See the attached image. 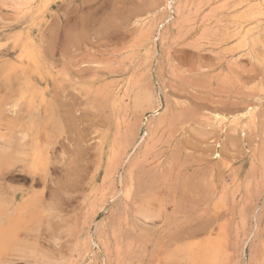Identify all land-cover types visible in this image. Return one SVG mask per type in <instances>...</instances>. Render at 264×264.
<instances>
[{
    "label": "rangeland",
    "instance_id": "1",
    "mask_svg": "<svg viewBox=\"0 0 264 264\" xmlns=\"http://www.w3.org/2000/svg\"><path fill=\"white\" fill-rule=\"evenodd\" d=\"M263 2L0 0V65L17 70L0 146L28 151L34 131L44 162L0 175L1 201H43L0 264H188L209 238L222 264H264V23L235 32ZM133 91L154 102L135 110Z\"/></svg>",
    "mask_w": 264,
    "mask_h": 264
},
{
    "label": "bare ground",
    "instance_id": "2",
    "mask_svg": "<svg viewBox=\"0 0 264 264\" xmlns=\"http://www.w3.org/2000/svg\"><path fill=\"white\" fill-rule=\"evenodd\" d=\"M248 4V3H247ZM250 6V5H249ZM45 8V7H44ZM242 10H244V9H242ZM42 12V11H41ZM246 12V11H245ZM241 13H242V11H241ZM38 14V13H37ZM244 16H245V14H244ZM249 20H250V23L252 22L253 24L252 25H254V27L253 28H246V29H243V28H235V32L238 34V35H241V40H240V42L242 41V43L244 42H247V39H248V37H250V36H253L254 35V32H256V31H258L259 29L261 30V25L264 23V2L262 3V4H256V6H253L252 8H251V6H250V8L248 9V17H247ZM249 25V24H248ZM231 28V27H230ZM232 31V30H231ZM259 32V31H258ZM18 34V33H17ZM16 34V35H17ZM20 34V33H19ZM18 34V35H19ZM25 34H26V32H25ZM15 35V34H14ZM13 35V36H14ZM21 35V34H20ZM23 35H21V37H22ZM257 36H259L258 34H257ZM12 37V36H11ZM27 37V36H26ZM261 37V36H260ZM259 37V38H260ZM263 37V36H262ZM19 39H21L20 38V36L18 37ZM237 38H238V36H237ZM236 38V39H237ZM9 39H10V37H9ZM16 40L17 38L15 37V38H12V40ZM29 39V38H28ZM258 39V38H257ZM11 40V41H12ZM23 40V39H22ZM256 40V39H255ZM260 40V43H261V38L259 39ZM263 40V39H262ZM20 41V40H19ZM25 41V40H24ZM23 41V42H24ZM33 41V40H32ZM16 43H17V40L15 41ZM26 42V41H25ZM29 42V48H31L30 47V42L31 41H28ZM239 42V43H240ZM16 43H14L13 42V44H16ZM22 43V42H21ZM254 43V42H253ZM26 45L25 43H22V45ZM21 45V46H22ZM23 45V46H24ZM26 45V46H27ZM248 46H249V44H247ZM18 46V45H17ZM22 46V47H23ZM22 47H21V49H22ZM20 48V47H19ZM248 48V47H247ZM246 48V49H247ZM250 48H251V46H250ZM10 50H11V48H10ZM23 50V49H22ZM32 50V49H31ZM27 50H25V52H26ZM28 51H30V50H28ZM240 51H242V50H240ZM250 52H252V51H250ZM28 53V52H27ZM29 54V53H28ZM248 54V53H247ZM252 54V53H251ZM250 54V55H251ZM12 55V54H11ZM240 55V54H239ZM249 56V55H248ZM254 56V55H253ZM252 56V57H253ZM245 57V56H244ZM25 58H27L26 56H25ZM252 60V59H251ZM254 60V59H253ZM11 64V63H10ZM9 63H4V64H1L0 65V82L1 81H4V83L5 82H7V81H5V80H8L9 79V77L11 76V74H13V71H17V70H14L15 69V67L14 66H12V65H10ZM13 64V63H12ZM17 66V65H16ZM36 66V65H35ZM17 69V68H16ZM20 68L18 67V71H20L19 70ZM22 70V69H21ZM23 71H25V70H23ZM34 72V71H33ZM20 73V72H19ZM16 74V73H15ZM17 74H18V72H17ZM33 74V73H32ZM36 74V73H35ZM14 75V74H13ZM27 75V74H26ZM38 75V74H37ZM40 76V75H39ZM38 76V77H39ZM12 77V76H11ZM28 77V76H27ZM20 79V78H19ZM19 79H17V80H19ZM10 80V79H9ZM32 80V79H31ZM29 82V81H28ZM4 83H2V84H4ZM11 83V82H10ZM16 83H17V81H16ZM30 83V82H29ZM12 84V83H11ZM6 85V84H5ZM7 85H8V83H7ZM10 85V84H9ZM8 85V86H9ZM13 85V84H12ZM18 85V84H17ZM37 85V84H36ZM3 86V85H2ZM38 86H40V85H38ZM4 87V86H3ZM14 87H16V86H14ZM14 87H13V89H14ZM33 87V86H32ZM0 88H2V87H0ZM5 89V88H4ZM29 89H31V88H29ZM44 89V88H43ZM6 91L8 90V87H7V89H5ZM15 90H18V89H15ZM44 91V90H43ZM136 91V90H135ZM139 91V90H138ZM143 91V90H142ZM8 92V91H7ZM34 92H36V91H34ZM39 92V91H38ZM42 92V91H41ZM134 92V91H133ZM147 92V91H146ZM146 92H136L137 94H135V92H134V94H135V96L134 97H131V103H133L134 104V106L133 107H137V108H135V110L136 109H139V106H142V105H144V104H147V103H149L150 101L152 102L153 101V99H155V95L153 96V95H151V94H149V93H151V92H149V93H146ZM262 92V91H261ZM29 94V93H28ZM263 94V93H262ZM2 95H4V94H2V91H1V96ZM10 95H11V93H10ZM13 95V94H12ZM41 95H42V93H41ZM131 95V96H132ZM0 96V97H1ZM4 96H7V95H4ZM14 96V95H13ZM39 96H40V94H39ZM11 97V96H10ZM15 97V96H14ZM27 97V96H26ZM4 98V97H3ZM6 98V97H5ZM1 99V98H0ZM8 98H6V100H7ZM44 99V98H43ZM134 99V102L132 101ZM3 99H1V101H2ZM35 100V99H34ZM41 102V101H40ZM154 102V101H153ZM6 103H8V102H6ZM17 103H18V101H17ZM1 104V103H0ZM9 104V103H8ZM7 104V105H8ZM20 104V103H19ZM26 104V103H25ZM32 104H33V102H32ZM35 104V103H34ZM38 104V103H37ZM5 105V104H4ZM16 105V104H15ZM132 105V104H131ZM136 105V106H135ZM1 106V105H0ZM6 106V105H5ZM20 106H22V103H21V105ZM31 106V105H30ZM146 106L147 105H145V108H146ZM148 106H152V105H148ZM2 107H4V106H2ZM2 107H0L1 109H3V112L5 111V109L4 108H2ZM18 108V107H17ZM34 108V107H33ZM38 108H40V107H38ZM16 109V108H15ZM19 109V108H18ZM31 109V108H30ZM45 109V108H44ZM26 110H27V107H26ZM41 110H43V109H41ZM14 111H16V110H14ZM31 111H33V110H31ZM40 111V110H39ZM49 110H47V114L48 115H50L49 114V112H48ZM252 111V110H251ZM251 111H249L250 113H251ZM0 112H1V110H0ZM3 112H1V113H3ZM16 112H18V111H16ZM25 112V111H24ZM30 112V111H29ZM35 112V111H34ZM5 113V112H4ZM9 113V112H8ZM15 113V112H14ZM31 114H32V112H30ZM30 113L28 114L29 116H32V115H30ZM37 113L38 114H40L38 111H37ZM247 113V112H246ZM6 114V113H5ZM19 113H17V115H18ZM25 114L26 113H24L23 114V116L25 117ZM37 114V115H38ZM51 114H53V112H51ZM1 115H3V114H1ZM0 115V116H1ZM12 116L14 115L13 113L11 114ZM35 115H36V113H35ZM34 115V117H36ZM42 115V114H41ZM247 115H248V113H247ZM251 115V114H250ZM5 116V115H4ZM54 116V115H53ZM1 117H3V116H1ZM1 117H0V128H1V126H3V121H2V119H1ZM5 117H7V116H5ZM5 117H3V119L5 118ZM38 117H40V115L38 116ZM41 117H43V116H41ZM55 117V116H54ZM53 117V118H54ZM241 117H243V116H241ZM240 117V118H241ZM14 118H15V115H14ZM17 118H18V116H17ZM16 118V119H17ZM27 119H28V117H26ZM31 118V120L33 119V122H34V119L35 118H32V117H30ZM48 118V117H47ZM46 118V119H47ZM52 118V117H51ZM50 118V119H51ZM7 119H8V117H7ZM26 119V121H29V119L27 120ZM40 119V118H39ZM46 119H44V120H46ZM254 119V118H253ZM252 119V120H253ZM8 120H10V119H8ZM7 120V121H8ZM24 120V119H23ZM22 120V121H23ZM38 120V119H37ZM37 120H35V123H36V121ZM43 120V121H44ZM56 120V119H55ZM251 120V119H250ZM53 121H54V119H53ZM239 121V120H238ZM47 122V121H46ZM50 122V121H49ZM241 122V121H240ZM15 123V122H14ZM29 123H30V121H29ZM32 123V122H31ZM39 123V122H38ZM55 123H57V121H55ZM216 123V122H215ZM215 123H212V124H215ZM230 123V122H229ZM231 123H233V122H231ZM236 123V122H235ZM249 123V122H248ZM5 124H7V123H5ZM20 124V123H19ZM48 124V123H47ZM46 124V125H47ZM234 124V123H233ZM239 124V123H238ZM10 125V127H12L13 129H14V127L13 126H11V124H8V126ZM21 125V124H20ZM26 125V124H25ZM29 125V124H28ZM27 125V126H28ZM211 125V124H210ZM43 126V125H42ZM233 126V125H232ZM9 127V128H10ZM17 127H19V126H17ZM30 129H32V130H35V129H33L34 127H33V123L32 124H30ZM47 127V126H46ZM52 127V126H51ZM50 127V128H51ZM57 127V126H56ZM235 128H238L239 126H234ZM241 127V126H240ZM7 128V127H6ZM6 128H4V129H6ZM16 128V127H15ZM43 128H44V126H43ZM219 128V127H218ZM2 129V128H1ZM0 129V130H1ZM30 129H29V131H30ZM52 129H53V127H52ZM231 129H233V128H231ZM237 130V129H236ZM243 130H244V127H243ZM1 131H3V129L1 130ZM16 131V130H15ZM9 132V131H8ZM25 132V131H24ZM24 132H23V134H24ZM31 132V131H30ZM34 132V131H33ZM32 132V137L33 136H35L34 135V133ZM48 132V131H47ZM233 132V131H232ZM5 133V132H4ZM6 133H7V131H6ZM11 133V132H10ZM0 134H2V132L0 133ZM12 134H14L13 136L15 137V134L16 133H12ZM12 134H11V136H12ZM26 134V133H25ZM49 134V133H48ZM5 135V134H4ZM17 135V134H16ZM20 135H22V134H20ZM41 135H43V134H41ZM6 136V135H5ZM4 136V137H5ZM49 136V135H48ZM17 137V136H16ZM23 137V136H22ZM24 137H25V135H24ZM31 137V135H30V144L29 145H31L30 146V151L28 152V151H26V148H24V146H21V145H19L18 143H19V141L17 142V144L18 145H14L15 147H17V149H11V147H9V145H10V141L8 142V140H7V142H8V144L6 143L4 146H6V147H1L0 146V175L1 174H4L3 172H5L6 170H8V169H11V167H13L15 164H18V163H23L24 161H26V159L28 158L29 159V169H37L39 166H41L44 162L42 161L43 160V158H42V156H41V150L37 147L38 145H37V142H36V138H32ZM45 137H46V135H45ZM18 138H21L20 136L18 137ZM26 138V137H25ZM38 138V137H37ZM47 138V137H46ZM10 139V138H9ZM27 139V138H26ZM0 140H1V142H2V140L4 141V143L6 142V139L4 138L3 139V137L2 136H0ZM41 140V139H40ZM12 141V140H11ZM39 141V140H38ZM15 142V141H14ZM16 143V142H15ZM21 143H24L23 142V139H22V142ZM42 143H43V141H42ZM41 143V144H42ZM3 144V143H2ZM38 144H40V142L38 143ZM23 145H25V144H23ZM42 145H44V144H42ZM42 145H40V146H42ZM45 146H47V145H45ZM44 146V147H45ZM26 147V146H25ZM47 148V147H46ZM43 150V149H42ZM45 151H47V149L45 150ZM45 151L43 150V154L45 153ZM44 156H46V155H44ZM46 158V157H45ZM47 160V159H46ZM45 161V160H44ZM43 162V163H42ZM25 164V163H24ZM23 165V164H22ZM24 166V165H23ZM22 167V166H21ZM47 167V166H46ZM16 168V167H15ZM18 168V167H17ZM24 168V167H23ZM20 170H21V168H19ZM19 169H17V170H19ZM27 169V168H26ZM28 169V170H29ZM14 170V169H13ZM19 170V171H20ZM27 170V171H28ZM39 170V169H38ZM45 170H46V168H45ZM48 170V169H47ZM22 171V170H21ZM44 171V170H43ZM45 172V171H44ZM43 172V173H44ZM8 173H9V171H8ZM7 173V174H8ZM39 172H37V173H35V174H38ZM27 174V173H26ZM32 174H34V173H32ZM31 174V175H32ZM48 174V173H47ZM45 175V174H44ZM6 176V175H5ZM3 178V175L2 176H0V178ZM45 177V176H44ZM42 178V177H41ZM38 179V178H37ZM36 179V180H37ZM44 179V178H43ZM1 181H2V179H1ZM41 181H42V179H41ZM4 182V181H3ZM33 182V181H32ZM36 181L34 180V183H35ZM45 182V181H44ZM31 183V182H30ZM36 184V183H35ZM1 186V185H0ZM3 186H4V184H3ZM5 187V186H4ZM32 187V186H31ZM6 188H7V186H6ZM5 188V189H6ZM34 189V188H33ZM8 190H10V189H8ZM7 191V190H6ZM14 191V190H13ZM14 192H17V191H14ZM13 192V193H14ZM32 192H33V190H32ZM25 193V192H24ZM31 193V192H30ZM34 193L36 194V192L34 191ZM0 194H1V192H0ZM4 194V193H3ZM6 194V193H5ZM7 194H8V192H7ZM6 194V195H7ZM22 194V193H21ZM27 194V193H26ZM5 196V195H4ZM8 196H10L9 194L7 195V197ZM21 196V195H20ZM23 196V195H22ZM38 196H40V195H38ZM1 197V196H0ZM7 197H6V199H5V201L6 200H8L7 199ZM10 197H12V196H10ZM35 197H37V196H34L33 194L31 195V196H29V197H27L24 201H20L19 202V204H13L12 205V203H8V202H10V201H8V202H5L4 200L3 201H1L0 200V258H1V256H4L5 254H6V252H8L9 250V248H13L12 246L17 242V240L19 239V238H17V236H19L18 234L20 233V232H22L23 233V231H27V230H29L30 229V224H34L35 225V223H36V219H37V217H38V219H39V214L38 213H40V212H38V211H40L41 209H40V207H38L37 208V206H36V204H41L40 202H37L38 200H36L37 198H35ZM4 198V197H3ZM13 198V197H12ZM18 199V198H17ZM20 199V198H19ZM10 200V199H9ZM15 200V199H14ZM20 200H23L22 198L20 199ZM40 200V199H39ZM14 203H16V202H14ZM41 207H44L43 206V204H42V206ZM38 210H37V209ZM146 212L148 211V210H145ZM149 212V211H148ZM143 213V212H142ZM144 214H146L145 212H144ZM143 214V215H144ZM148 215H149V213H147ZM38 215V216H37ZM40 215H41V217H42V214L40 213ZM147 215V216H148ZM151 215V214H150ZM146 216V215H145ZM144 216V217H145ZM143 217L144 219H146L147 220V218L148 217ZM152 216V215H151ZM151 216H149L150 218H151ZM40 220H38L37 222H39ZM147 221H149V220H147ZM40 223V222H39ZM33 227V226H32ZM35 227V226H34ZM33 229V228H32ZM32 231V230H31ZM30 231V232H31ZM212 231V230H211ZM27 233H28V231H27ZM26 234V233H25ZM29 234V233H28ZM213 234V233H212ZM22 235H24V234H22ZM31 235V234H30ZM30 235H27V236H30ZM20 236H21V234H20ZM22 238L24 237V236H21ZM27 238V237H26ZM26 240V239H25ZM24 240V241H25ZM20 242H23V241H21V239H20ZM196 242V241H195ZM192 244H189L186 248H185V250H183V258H184V260H186L185 262L186 263H188V264H222V262H223V252H222V250H221V248H220V243H219V241L218 240H216V239H213V238H209V239H207L206 241H204L203 243L202 242H200L201 244H193V242H191ZM198 243V242H197ZM16 245V244H15ZM17 245L18 246H20L19 245V243H17ZM223 248V247H222ZM8 250V251H7ZM180 251V250H179ZM177 253H179V252H177ZM174 254H175V252H174ZM6 255H8V254H6ZM5 255V257H7ZM174 256V255H173ZM172 256V257H173ZM182 256V255H181ZM171 257V258H172ZM176 257H178V256H176ZM3 258V257H2ZM174 258V257H173ZM175 259V258H174ZM5 260H6V258H5ZM169 260V258H167V261ZM172 260V259H171ZM170 260V261H171ZM178 260V262H179V259H177ZM182 260V259H181ZM175 261V260H174ZM183 261V260H182ZM168 263V262H167ZM225 263V262H224ZM6 264V263H5Z\"/></svg>",
    "mask_w": 264,
    "mask_h": 264
}]
</instances>
